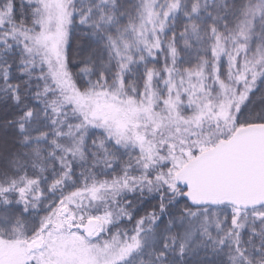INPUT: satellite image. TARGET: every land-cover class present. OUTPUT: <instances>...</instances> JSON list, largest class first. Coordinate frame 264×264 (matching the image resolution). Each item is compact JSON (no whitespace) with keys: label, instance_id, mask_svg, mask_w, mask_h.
Segmentation results:
<instances>
[{"label":"snow or ice","instance_id":"obj_1","mask_svg":"<svg viewBox=\"0 0 264 264\" xmlns=\"http://www.w3.org/2000/svg\"><path fill=\"white\" fill-rule=\"evenodd\" d=\"M0 264H264V0H0Z\"/></svg>","mask_w":264,"mask_h":264}]
</instances>
